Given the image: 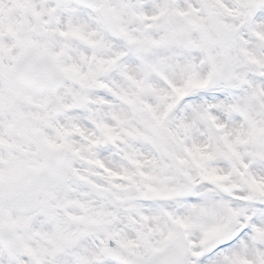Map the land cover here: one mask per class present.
<instances>
[{"label":"snow or ice","instance_id":"obj_1","mask_svg":"<svg viewBox=\"0 0 264 264\" xmlns=\"http://www.w3.org/2000/svg\"><path fill=\"white\" fill-rule=\"evenodd\" d=\"M0 264H264V0H0Z\"/></svg>","mask_w":264,"mask_h":264}]
</instances>
